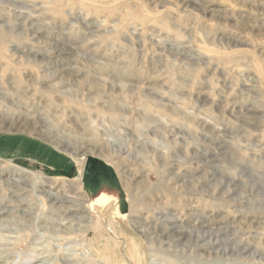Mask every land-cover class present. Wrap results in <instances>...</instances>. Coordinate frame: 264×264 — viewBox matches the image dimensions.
Here are the masks:
<instances>
[{
    "label": "rangeland",
    "instance_id": "1",
    "mask_svg": "<svg viewBox=\"0 0 264 264\" xmlns=\"http://www.w3.org/2000/svg\"><path fill=\"white\" fill-rule=\"evenodd\" d=\"M0 165V264H264V0H0Z\"/></svg>",
    "mask_w": 264,
    "mask_h": 264
},
{
    "label": "water",
    "instance_id": "2",
    "mask_svg": "<svg viewBox=\"0 0 264 264\" xmlns=\"http://www.w3.org/2000/svg\"><path fill=\"white\" fill-rule=\"evenodd\" d=\"M88 179V180H87ZM84 180L86 184L95 191L99 192L100 188L107 187L116 191L117 184L115 181V173L102 159L95 156H88L85 164Z\"/></svg>",
    "mask_w": 264,
    "mask_h": 264
},
{
    "label": "bare ground",
    "instance_id": "3",
    "mask_svg": "<svg viewBox=\"0 0 264 264\" xmlns=\"http://www.w3.org/2000/svg\"><path fill=\"white\" fill-rule=\"evenodd\" d=\"M199 4V3H198ZM200 5V4H199ZM198 10V9H197ZM29 17V16H28ZM35 23V22H34ZM56 41V40H55ZM49 49V48H48ZM182 51V50H181ZM179 52V51H178ZM51 54V53H50ZM45 57V56H44ZM190 57V56H189ZM61 65V64H60ZM67 68V67H66ZM44 70V69H43ZM47 72V71H46ZM52 74V73H51ZM61 77V76H60ZM64 77V76H63ZM251 78V77H250ZM44 83V82H43ZM62 84V83H61ZM77 86V85H76ZM52 87V86H51ZM44 89V88H43ZM48 89V88H47ZM88 89V88H87ZM85 90V89H84ZM56 91V90H55ZM88 91V90H87ZM68 93V92H67ZM74 97V96H73ZM28 113H30V112H28ZM252 113V112H251ZM254 113V112H253ZM206 121V120H205ZM81 123V122H80ZM24 124V123H23ZM41 125V124H40ZM23 126V125H22ZM10 127V126H9ZM17 127V126H16ZM9 130V129H8ZM11 131V130H10ZM10 136V135H9ZM51 141V140H50ZM67 142H68V140H67ZM69 143V142H68ZM114 145H116V144H114ZM67 148V147H66ZM73 149V148H72ZM71 149V150H72ZM75 151V150H74ZM122 153V152H121ZM227 154V153H226ZM82 157V156H81ZM87 161V160H86ZM203 161V160H202ZM3 164V163H2ZM1 166V165H0ZM126 166V165H125ZM18 168V167H17ZM127 169V168H126ZM24 173H29L28 172V170H26V169H21ZM9 171V170H8ZM20 175L19 176H21L22 174L20 173V172H18ZM214 173V172H213ZM1 174V173H0ZM33 177V176H32ZM19 178V177H18ZM26 179V178H25ZM29 179V178H28ZM30 179H32V178H30ZM232 179H234V178H232ZM186 180V179H185ZM9 181H11V180H9ZM17 181V180H16ZM51 181H53V180H51ZM19 182V181H18ZM50 182V181H49ZM10 183V182H9ZM12 184V183H11ZM14 184V183H13ZM44 184V183H43ZM19 185V184H18ZM72 185V184H71ZM26 186V185H25ZM44 186V185H43ZM23 187H24V185H23ZM31 187V186H30ZM50 187H52V185L50 186ZM54 187V186H53ZM70 187V186H69ZM39 188V187H38ZM72 188V187H71ZM173 188H175V187H173ZM22 189V188H21ZM81 189V188H80ZM235 189V188H234ZM13 190V189H12ZM48 190V189H47ZM46 190V191H47ZM75 190V189H74ZM48 193V197L49 198H52V199H56L57 200V194L55 193V192H53V191H49V192H47ZM45 195H46V193H45ZM119 192L118 191H115L114 189H109V188H107V187H103V188H100V190H99V192H98V194L97 195H95V196H91L90 197V200H91V204L92 203H101V204H105V203H107V202H110L111 200H114V199H118L119 198ZM68 198H69V196H68ZM70 198H71V196H70ZM52 201V200H51ZM84 202H87V199H85V200H83ZM55 202V201H54ZM74 203V202H73ZM73 205V204H72ZM4 206H6V205H4ZM2 208V207H1ZM5 208V207H4ZM10 210V209H9ZM83 210V209H82ZM120 211H121V209H120ZM4 212V211H3ZM163 212V211H162ZM123 214H125L124 212H123ZM75 215V214H74ZM167 217V216H166ZM165 217V218H166ZM19 220V219H18ZM88 221V220H87ZM138 221V220H137ZM142 221V220H141ZM136 222V221H135ZM143 222V221H142ZM206 225V224H205ZM5 226V225H4ZM143 227V226H142ZM176 227V226H175ZM203 227V226H202ZM205 227V226H204ZM174 228V227H173ZM142 229V228H141ZM145 229V228H144ZM171 230V229H170ZM154 231V230H153ZM173 233V232H172ZM175 233V232H174ZM157 234V233H156ZM165 234V233H164ZM167 234H169V233H167ZM122 235V234H121ZM123 237V236H122ZM131 241V240H130ZM179 241V240H178ZM227 241V240H226ZM124 243V242H123ZM184 245V244H183ZM130 246V245H129ZM245 246V245H244ZM247 246V245H246ZM249 247V246H248ZM129 248V247H128ZM217 249V248H216ZM112 250V249H111ZM245 250V249H244ZM114 251V250H113ZM250 251V250H249ZM262 251V250H261ZM41 252V251H40ZM52 252V251H51ZM220 252V251H219ZM226 252V251H225ZM245 252H246V250H245ZM112 253V252H111ZM230 254V253H229ZM17 256V255H16ZM180 258V257H179ZM182 260H184V259H182Z\"/></svg>",
    "mask_w": 264,
    "mask_h": 264
}]
</instances>
